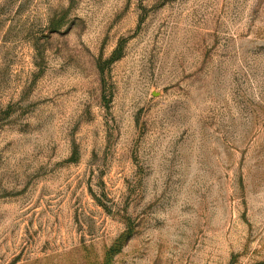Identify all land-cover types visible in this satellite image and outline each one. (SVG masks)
<instances>
[{"label": "rangeland", "instance_id": "1", "mask_svg": "<svg viewBox=\"0 0 264 264\" xmlns=\"http://www.w3.org/2000/svg\"><path fill=\"white\" fill-rule=\"evenodd\" d=\"M0 264H264V0H0Z\"/></svg>", "mask_w": 264, "mask_h": 264}]
</instances>
